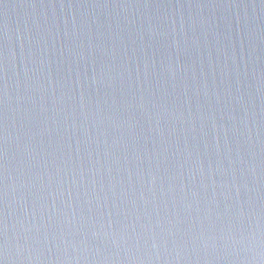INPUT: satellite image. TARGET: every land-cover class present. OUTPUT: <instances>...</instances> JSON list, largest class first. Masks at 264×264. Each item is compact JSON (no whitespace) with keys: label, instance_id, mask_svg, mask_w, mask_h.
I'll return each mask as SVG.
<instances>
[{"label":"water","instance_id":"1","mask_svg":"<svg viewBox=\"0 0 264 264\" xmlns=\"http://www.w3.org/2000/svg\"><path fill=\"white\" fill-rule=\"evenodd\" d=\"M3 264H264V0H0Z\"/></svg>","mask_w":264,"mask_h":264},{"label":"snow or ice","instance_id":"2","mask_svg":"<svg viewBox=\"0 0 264 264\" xmlns=\"http://www.w3.org/2000/svg\"><path fill=\"white\" fill-rule=\"evenodd\" d=\"M0 264H3V260H0Z\"/></svg>","mask_w":264,"mask_h":264}]
</instances>
